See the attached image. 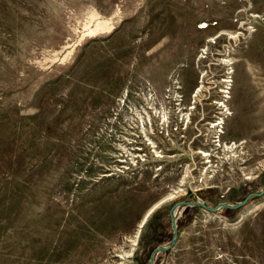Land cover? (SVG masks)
<instances>
[{"label":"rangeland","instance_id":"1","mask_svg":"<svg viewBox=\"0 0 264 264\" xmlns=\"http://www.w3.org/2000/svg\"><path fill=\"white\" fill-rule=\"evenodd\" d=\"M254 192L152 264H264V0H0V264H150Z\"/></svg>","mask_w":264,"mask_h":264},{"label":"water","instance_id":"2","mask_svg":"<svg viewBox=\"0 0 264 264\" xmlns=\"http://www.w3.org/2000/svg\"><path fill=\"white\" fill-rule=\"evenodd\" d=\"M259 196L261 195V193L259 192H254V193H251L249 194L243 201H241L239 204L237 205H232V204H228L226 202H220L218 203L216 206L214 207H210L208 205H206L205 203H203L202 201H196V202H180L176 205L173 206V208H171L170 210V216H171V219H172V224H173V228H174V235H173V238H172V241L170 243V245L168 246H162V247H159V248H156L154 251H153V254L151 255V258H150V264L153 263V257H154V253L155 252H158V251H167L168 249L172 248L173 245L175 244L176 242V239H177V235H178V229H177V223H176V216H175V213H174V210L176 208H178V206L180 205H184V204H191V205H200L201 207L209 210V211H212V212H216L218 211V209L222 206H226V207H229V208H236V207H239L243 204H245L247 202V200L251 197V196Z\"/></svg>","mask_w":264,"mask_h":264},{"label":"bare ground","instance_id":"3","mask_svg":"<svg viewBox=\"0 0 264 264\" xmlns=\"http://www.w3.org/2000/svg\"><path fill=\"white\" fill-rule=\"evenodd\" d=\"M102 23V22H101ZM105 23V21H104ZM204 26H208L207 23L204 24ZM229 80V79H227ZM226 80V81H227ZM190 88V87H188ZM205 154H207V152H205ZM211 165V164H210ZM187 169V168H186ZM181 191H183V189L181 187H177V188H174L171 192H169L167 195H165L164 197H162L161 199H159L158 201L154 202L145 212H144V215L140 221V224H139V229L137 230L136 234L134 235V238L133 236H130V240L132 241V244L131 245H136L137 244V236H138V233H139V230H140V227H142L145 222L148 220V218L150 217V215L161 205L163 204L164 202L170 200V199H173L177 196V194H180ZM133 250L134 249H129V251H125L124 253H122V257L124 259H126V257L128 256H132L133 255Z\"/></svg>","mask_w":264,"mask_h":264}]
</instances>
